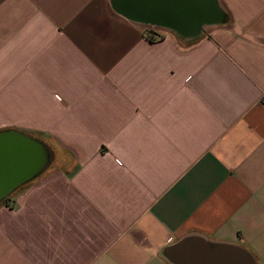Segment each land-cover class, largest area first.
Returning <instances> with one entry per match:
<instances>
[{
  "label": "crops",
  "instance_id": "0c3cea01",
  "mask_svg": "<svg viewBox=\"0 0 264 264\" xmlns=\"http://www.w3.org/2000/svg\"><path fill=\"white\" fill-rule=\"evenodd\" d=\"M225 1L186 36L112 0H0V130L53 154L0 201V264H176L193 236L264 264V0Z\"/></svg>",
  "mask_w": 264,
  "mask_h": 264
},
{
  "label": "water",
  "instance_id": "95a60500",
  "mask_svg": "<svg viewBox=\"0 0 264 264\" xmlns=\"http://www.w3.org/2000/svg\"><path fill=\"white\" fill-rule=\"evenodd\" d=\"M112 4L131 19L186 36L198 35L203 25L224 17L218 0H112ZM52 159L50 147L41 139L16 128L0 130V201L40 174ZM165 252L176 264H254L252 255L240 246L195 236L169 245Z\"/></svg>",
  "mask_w": 264,
  "mask_h": 264
},
{
  "label": "rangeland",
  "instance_id": "374dc122",
  "mask_svg": "<svg viewBox=\"0 0 264 264\" xmlns=\"http://www.w3.org/2000/svg\"><path fill=\"white\" fill-rule=\"evenodd\" d=\"M218 2H219V4H221L220 6H221L222 9H228V2H226L225 0H223V2H220L218 0ZM224 2H225V5H224ZM1 127H3V126H1ZM16 127L22 128L21 126H18V125H16ZM19 130H22V129H19Z\"/></svg>",
  "mask_w": 264,
  "mask_h": 264
}]
</instances>
